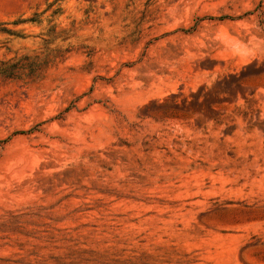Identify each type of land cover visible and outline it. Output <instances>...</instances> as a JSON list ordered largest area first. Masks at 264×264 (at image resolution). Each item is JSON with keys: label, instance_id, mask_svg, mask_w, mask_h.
<instances>
[{"label": "rangeland", "instance_id": "1", "mask_svg": "<svg viewBox=\"0 0 264 264\" xmlns=\"http://www.w3.org/2000/svg\"><path fill=\"white\" fill-rule=\"evenodd\" d=\"M0 264H264V0H0Z\"/></svg>", "mask_w": 264, "mask_h": 264}, {"label": "trees", "instance_id": "2", "mask_svg": "<svg viewBox=\"0 0 264 264\" xmlns=\"http://www.w3.org/2000/svg\"><path fill=\"white\" fill-rule=\"evenodd\" d=\"M2 32H7V33H9V31H6V30H4V31H2Z\"/></svg>", "mask_w": 264, "mask_h": 264}]
</instances>
